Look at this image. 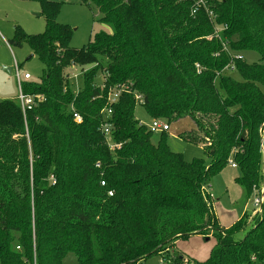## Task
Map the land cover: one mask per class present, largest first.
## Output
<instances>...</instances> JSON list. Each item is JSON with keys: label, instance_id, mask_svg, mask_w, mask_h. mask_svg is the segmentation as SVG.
Wrapping results in <instances>:
<instances>
[{"label": "trees", "instance_id": "16d2710c", "mask_svg": "<svg viewBox=\"0 0 264 264\" xmlns=\"http://www.w3.org/2000/svg\"><path fill=\"white\" fill-rule=\"evenodd\" d=\"M36 1L46 30L17 29L11 43H26L44 65L38 83L21 85L44 101L25 116L17 100L0 102V264H63L68 254L75 264H139L210 233L217 242L206 262L166 261L264 264V202L238 242L247 216L221 227L208 194L210 178L232 163L247 199L262 190L264 199V0H202L194 14L198 0H82L111 32L80 49L56 20L60 4ZM251 52L254 65L243 58ZM74 68L76 90L67 74ZM135 94L152 119H190L182 138L201 145L210 165L171 152L166 133L153 144L133 116Z\"/></svg>", "mask_w": 264, "mask_h": 264}, {"label": "rangeland", "instance_id": "374dc122", "mask_svg": "<svg viewBox=\"0 0 264 264\" xmlns=\"http://www.w3.org/2000/svg\"><path fill=\"white\" fill-rule=\"evenodd\" d=\"M49 1L60 4L56 20L61 25H67L72 31L70 39L71 48L80 49L85 47L92 41L94 36L101 31L111 32L109 27L106 28L99 22V14L96 9L84 4L82 0ZM17 29L27 35L44 33L46 30V23L43 8L39 1L0 0V102L5 100H17L19 89L15 77V63L19 67L21 77L24 74L30 76V80L27 81L30 83H38L45 69L44 65L33 55L26 43L22 42L19 45L11 43V40L16 36L15 33ZM243 58L246 63L254 65L257 63L259 56L251 52L243 54ZM67 72L69 76L68 81L76 90L81 86V74H79L78 69L76 71V68L72 70L69 69ZM231 76L235 80L240 81L237 75L231 74ZM102 81L103 76H98L96 83L102 84ZM24 82L25 81H23V83ZM137 96L136 94L133 95L136 104L133 116L140 125L148 128L153 119L147 114L141 102L136 100ZM158 120L164 122L163 120ZM168 126L169 130L165 134L166 145L171 152L180 154L186 162H192L194 159H198L202 160L205 165H210L211 161L205 156L204 149L201 145L190 143L182 138V135L188 133L194 126L190 119L185 118L171 123ZM160 138L161 133H154L151 135V142L157 144ZM239 173L237 168L232 169L231 164H228L218 172V174L210 178V186L208 188V192L214 200L212 208L218 224L220 223L221 226L227 228L236 223L234 220L230 219V213L225 210L230 209L237 211V218L240 216V218L247 216L246 227L235 234L234 239L238 242L242 241L245 235L252 229L253 222H251V219L259 215L258 213L253 215L256 210L253 200L257 197L258 192L250 199H247L235 182ZM226 185H229L231 192L228 193L230 194V200L227 196L228 189ZM233 188L238 191H234ZM209 200H211L210 197ZM229 202L235 204L230 205ZM210 203H212V200ZM209 235L207 241L205 237L198 235L188 237L187 239H178L172 244L170 250L165 251L164 256L153 255L139 264H161L163 260L165 262L163 264H174L168 263L165 259L167 257H182L186 261L197 260L199 262H206L217 242V239L212 233ZM75 263L76 259L72 254L66 255L63 259V264Z\"/></svg>", "mask_w": 264, "mask_h": 264}, {"label": "built area", "instance_id": "2783aa9c", "mask_svg": "<svg viewBox=\"0 0 264 264\" xmlns=\"http://www.w3.org/2000/svg\"><path fill=\"white\" fill-rule=\"evenodd\" d=\"M201 5L203 6V1L198 0L196 6L192 10V14L196 13L197 9ZM208 17L211 19V21L214 20V16L212 15L211 12L208 13ZM234 57H235V59H241L239 56H234ZM14 67H15L16 83H17V87L19 89L17 102L20 106V110H21L23 116H25V113L27 111L31 110V108H33L37 104L42 103L44 101V98L41 95L31 96V95L24 94L22 92L21 85H22L23 81L26 82V81L30 80V76L28 74H24L21 77V74L19 73V67L17 66L16 63H15ZM233 69H234V67L232 65H230L224 69V72L230 74L233 71ZM119 94H120V92L108 93V96H107L108 107L104 108L101 111V114L104 115V119H110V116L112 113L110 108L117 103V101L119 99ZM136 100L138 102H141V98L139 96L136 97ZM72 116H73V120L75 123H77V124L81 123V118L77 113H73ZM147 129L152 134H154V133H167L169 130V126L167 123L161 122L157 119H153L150 126ZM110 130H111V125L109 123L102 124L101 131H102V134L106 137V141L109 140L108 137L110 135ZM108 145H109L110 149H114L116 147V146L111 145L110 143H108ZM230 164L233 168L235 167L234 164H232V163H230ZM101 186H104V183H101ZM109 196H111V194H109ZM210 198H211V196H210ZM253 202H254V206L256 207V210L253 214L254 215L257 213L261 214V208H262V205L264 202L263 190L260 191V194L257 197H255Z\"/></svg>", "mask_w": 264, "mask_h": 264}, {"label": "crops", "instance_id": "0c3cea01", "mask_svg": "<svg viewBox=\"0 0 264 264\" xmlns=\"http://www.w3.org/2000/svg\"><path fill=\"white\" fill-rule=\"evenodd\" d=\"M36 16H37V15H36ZM231 168H232V169H236V167L233 168L232 166H231ZM236 185H237V184H236ZM236 185H235V186H236ZM209 186H210V185H209ZM226 186H227V189H228V191H227V196H228V199L230 200V194H228V193L230 192L229 185H226ZM237 187H239V186L237 185ZM239 188H240V187H239ZM240 189H241V188H240ZM233 190H234V191H238V190H235V188H233ZM241 191H242V189H241ZM230 193H231V192H230ZM238 193H239V192H238ZM242 193H243V195H244V192H243V191H242ZM208 194H209V192H208ZM240 194H241V192H240ZM209 195L211 196V194H209ZM238 195H239V194H238ZM211 200H212V203H213L212 205H214V202H213L214 200H213L212 198H211ZM218 202H219V201H218ZM218 202H217V203H218ZM219 203H220V202H219ZM229 204L232 205V204H235V203H230V202H229ZM224 210H225V209H224ZM229 210H230V209H229ZM229 210H225V211H228V212L230 213V219H231V220H234V222H237L238 220L241 219V218H240L241 216L237 218V216H238L237 211H235V210H230V211H229ZM232 212H233V213H232ZM213 213H214V212H213ZM253 215H254V214H253ZM214 216H215V215H214ZM215 217H216V216H215ZM216 220H217V218H216ZM219 225L221 226L220 223H219ZM221 227H223V226H221ZM223 228H225V227H223ZM227 228H228V227H227ZM207 240H208V239H206V241H207ZM168 250H170V248H169Z\"/></svg>", "mask_w": 264, "mask_h": 264}, {"label": "water", "instance_id": "95a60500", "mask_svg": "<svg viewBox=\"0 0 264 264\" xmlns=\"http://www.w3.org/2000/svg\"><path fill=\"white\" fill-rule=\"evenodd\" d=\"M38 16V15H37Z\"/></svg>", "mask_w": 264, "mask_h": 264}]
</instances>
